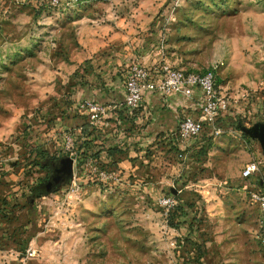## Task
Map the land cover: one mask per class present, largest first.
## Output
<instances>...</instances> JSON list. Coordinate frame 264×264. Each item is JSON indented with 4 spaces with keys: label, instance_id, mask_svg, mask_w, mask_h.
<instances>
[{
    "label": "rangeland",
    "instance_id": "rangeland-1",
    "mask_svg": "<svg viewBox=\"0 0 264 264\" xmlns=\"http://www.w3.org/2000/svg\"><path fill=\"white\" fill-rule=\"evenodd\" d=\"M107 49L196 71L220 59L216 86L233 104L219 130L140 151L137 126L112 138L80 124L72 94L104 87L93 57ZM263 92L264 0H0V264H264L247 192L264 175L251 128ZM67 155L70 177L46 189Z\"/></svg>",
    "mask_w": 264,
    "mask_h": 264
},
{
    "label": "built area",
    "instance_id": "built-area-1",
    "mask_svg": "<svg viewBox=\"0 0 264 264\" xmlns=\"http://www.w3.org/2000/svg\"><path fill=\"white\" fill-rule=\"evenodd\" d=\"M221 62L220 59H213L203 70L196 71L161 59L152 64L130 60L122 74L123 96L117 104L130 114L138 106L146 90L190 98L196 107L195 114L180 115L174 128L184 146L185 140L201 130L205 123L209 124L213 131H218L215 119L233 104L232 96L216 86V71ZM73 102L75 107L83 109L90 125L100 123L106 116L108 106L91 97H75ZM257 169V160L250 159L242 165L240 175L248 177ZM261 184L258 180L247 192L249 199L258 206L259 223L256 235L264 241V188ZM157 201L169 206L173 204L172 194L164 193L157 197Z\"/></svg>",
    "mask_w": 264,
    "mask_h": 264
},
{
    "label": "crops",
    "instance_id": "crops-1",
    "mask_svg": "<svg viewBox=\"0 0 264 264\" xmlns=\"http://www.w3.org/2000/svg\"><path fill=\"white\" fill-rule=\"evenodd\" d=\"M104 54L107 55L103 56ZM139 54L140 57L136 59L141 60L144 63L152 64L155 61L160 60L159 57L149 55L145 50L140 51ZM131 57H133L132 54L127 50H123L121 53L114 49H107L102 55L99 54L96 57H93L95 63H102L105 66L104 69H106V72L109 74L105 76L104 81L102 82L104 87L96 85L89 93L77 90L72 94V103L74 105L73 100L75 97L79 96L91 97L97 101L105 103L108 106L105 118L100 123L88 124V126L96 127L97 129L100 128L102 131L106 128L108 133L112 135V138H116V133L118 132L127 133V135H123L126 136V138H131V135L129 134H133V129L137 126L138 135H135V138H138V145L140 146L139 150L141 151V149L147 147V141H150L153 138L154 140H157L160 137L164 138L163 136L170 138L172 133L175 132L174 128L178 117L184 113L195 114L196 107L193 100L190 98L178 94H162L154 90H146L143 92L138 106L135 107L130 114L126 113L122 106L117 103L123 96L122 74L127 63L131 60ZM102 64L99 66H103ZM77 111L81 113L80 117L82 121L80 124L83 122L86 123V115L83 109L77 108ZM157 142H159V140H157ZM177 143L179 144V142ZM188 143L189 141L186 139L184 145ZM110 146L113 147L109 148L107 154L109 156L114 155V158L117 159V147H124L125 144L123 143L121 145L120 143H115V145ZM97 147L101 148V145H98ZM123 157L124 154H122L121 159L118 160L121 162L124 161ZM145 157L146 156H143L142 158L145 159ZM258 180L262 183L261 185L264 188V175H262V173H259ZM213 202L214 201H211L210 199H206V206L210 211Z\"/></svg>",
    "mask_w": 264,
    "mask_h": 264
},
{
    "label": "water",
    "instance_id": "water-1",
    "mask_svg": "<svg viewBox=\"0 0 264 264\" xmlns=\"http://www.w3.org/2000/svg\"><path fill=\"white\" fill-rule=\"evenodd\" d=\"M251 128L262 147L264 148V121H255ZM71 175V157L60 156L57 163L52 166V171L44 182V187L48 189L53 183H56L61 178H68Z\"/></svg>",
    "mask_w": 264,
    "mask_h": 264
},
{
    "label": "trees",
    "instance_id": "trees-1",
    "mask_svg": "<svg viewBox=\"0 0 264 264\" xmlns=\"http://www.w3.org/2000/svg\"><path fill=\"white\" fill-rule=\"evenodd\" d=\"M78 160H80V159H78Z\"/></svg>",
    "mask_w": 264,
    "mask_h": 264
}]
</instances>
